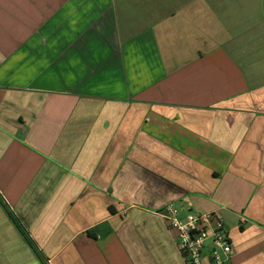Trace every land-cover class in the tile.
<instances>
[{
    "label": "crops",
    "instance_id": "obj_1",
    "mask_svg": "<svg viewBox=\"0 0 264 264\" xmlns=\"http://www.w3.org/2000/svg\"><path fill=\"white\" fill-rule=\"evenodd\" d=\"M118 1L0 0V194L43 257L0 204V264H188L170 204L264 264V0Z\"/></svg>",
    "mask_w": 264,
    "mask_h": 264
},
{
    "label": "built area",
    "instance_id": "obj_2",
    "mask_svg": "<svg viewBox=\"0 0 264 264\" xmlns=\"http://www.w3.org/2000/svg\"><path fill=\"white\" fill-rule=\"evenodd\" d=\"M164 219L176 232L177 244L188 264H226L233 246L225 223L217 212L190 213L184 217L174 204L162 209Z\"/></svg>",
    "mask_w": 264,
    "mask_h": 264
},
{
    "label": "trees",
    "instance_id": "obj_3",
    "mask_svg": "<svg viewBox=\"0 0 264 264\" xmlns=\"http://www.w3.org/2000/svg\"><path fill=\"white\" fill-rule=\"evenodd\" d=\"M0 204L7 212L8 216L11 218V220L14 222V224L17 226L21 234L24 236L27 243L32 247V249L35 251V253L38 255L40 259H42V254L39 251L38 246L34 242V240L31 238L29 232L25 228V226L21 223L19 218L14 214V212L11 210V208L8 206V204L3 199L2 195L0 194Z\"/></svg>",
    "mask_w": 264,
    "mask_h": 264
},
{
    "label": "rangeland",
    "instance_id": "obj_4",
    "mask_svg": "<svg viewBox=\"0 0 264 264\" xmlns=\"http://www.w3.org/2000/svg\"><path fill=\"white\" fill-rule=\"evenodd\" d=\"M155 1V3L156 4H158V5H161V6H163V7H165L166 6V4L168 5V1L169 0H154ZM174 2V1H173ZM119 5H132V4H134L135 6L137 5V4H140V8H144L146 5L145 4H150V3H152V0H119L118 2H117ZM174 4H176L175 2H174ZM170 7H172V5H168V8H170ZM138 13V12H137ZM134 14H136V13H134ZM133 14V15H134ZM139 14V13H138ZM146 13H141L140 15H139V17H142V18H144V20H146V18H147V16H148V14H147V16H144ZM138 18V17H137ZM176 207H178V209H179V211H180V213L182 214V217H184V216H186V215H188V214H190V213H195L196 211L195 210H193V209H191V208H187V206H185V207H183L182 206V204H177V205H175Z\"/></svg>",
    "mask_w": 264,
    "mask_h": 264
}]
</instances>
